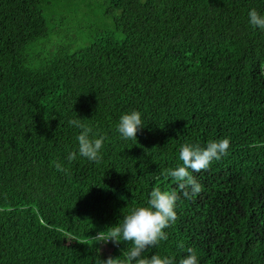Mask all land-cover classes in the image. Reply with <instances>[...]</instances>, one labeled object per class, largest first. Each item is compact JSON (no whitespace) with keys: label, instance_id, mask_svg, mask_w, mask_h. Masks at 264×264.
Returning <instances> with one entry per match:
<instances>
[{"label":"trees","instance_id":"obj_1","mask_svg":"<svg viewBox=\"0 0 264 264\" xmlns=\"http://www.w3.org/2000/svg\"><path fill=\"white\" fill-rule=\"evenodd\" d=\"M102 1L113 30L84 48L53 42L33 64L37 41L73 27L50 28L58 0H0V264L119 258L128 244L92 239L154 188L178 193L177 220L146 256L264 264V31L248 19L264 0ZM132 111L144 127L124 141ZM77 117L106 137L99 163L67 159ZM224 138L227 154L191 173L203 192L184 197L167 176L180 147Z\"/></svg>","mask_w":264,"mask_h":264},{"label":"clouds","instance_id":"obj_2","mask_svg":"<svg viewBox=\"0 0 264 264\" xmlns=\"http://www.w3.org/2000/svg\"><path fill=\"white\" fill-rule=\"evenodd\" d=\"M248 19L254 28L264 31V15L252 9L248 13ZM81 121L82 119L78 117L68 121L69 126L80 129V134L76 137L77 151L70 152L67 159L74 161L79 156L89 162L99 163L103 158L106 137L98 136L93 132L92 127ZM143 127L141 112L132 111L120 117L116 131L124 141L136 140L137 133ZM229 147L228 138L210 141L206 146L185 143L179 150L181 163L169 169L167 176L180 182L179 188L183 191L184 197H197L204 189L191 173L207 170L214 160L218 161L227 154ZM56 167L58 170H63L60 164ZM178 200L179 195L176 191H162L160 188H154L149 193L145 205L133 207L130 213L124 216L122 223L98 233L92 240L98 239L104 243L112 242L116 245L123 241L129 245L119 258L100 259L99 264H176L174 257L159 254L146 256L145 253L150 248L157 247L161 241L168 239L165 230L177 220ZM97 250L99 252V249ZM180 264H199L196 251L188 248L187 255L180 260Z\"/></svg>","mask_w":264,"mask_h":264},{"label":"rangeland","instance_id":"obj_3","mask_svg":"<svg viewBox=\"0 0 264 264\" xmlns=\"http://www.w3.org/2000/svg\"><path fill=\"white\" fill-rule=\"evenodd\" d=\"M57 5L45 14L50 28L58 23L61 16H66L68 24L71 28L73 27V32L68 34L61 32V34L53 35V31H51L49 38H41L37 41L30 50L33 64H38L39 59L48 54L53 42L67 44L73 37L74 49L84 48L89 46L93 38L101 31L115 28L112 18L106 14V6L102 0H58ZM68 27L66 26V28Z\"/></svg>","mask_w":264,"mask_h":264}]
</instances>
